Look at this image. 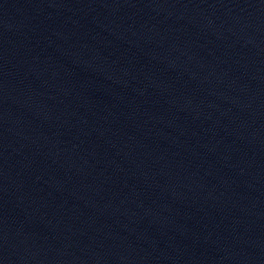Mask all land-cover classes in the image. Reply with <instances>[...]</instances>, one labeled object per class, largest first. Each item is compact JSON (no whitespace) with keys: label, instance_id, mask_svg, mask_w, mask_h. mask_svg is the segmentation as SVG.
Segmentation results:
<instances>
[{"label":"water","instance_id":"obj_1","mask_svg":"<svg viewBox=\"0 0 264 264\" xmlns=\"http://www.w3.org/2000/svg\"><path fill=\"white\" fill-rule=\"evenodd\" d=\"M0 264H264V0H0Z\"/></svg>","mask_w":264,"mask_h":264}]
</instances>
